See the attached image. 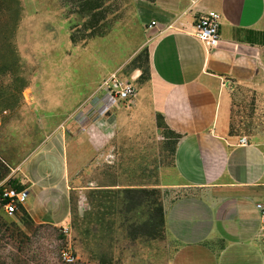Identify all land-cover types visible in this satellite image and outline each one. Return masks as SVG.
Returning <instances> with one entry per match:
<instances>
[{"label": "crops", "instance_id": "crops-1", "mask_svg": "<svg viewBox=\"0 0 264 264\" xmlns=\"http://www.w3.org/2000/svg\"><path fill=\"white\" fill-rule=\"evenodd\" d=\"M139 3V13H148L142 22L148 77L136 106L156 114L175 136L157 184L168 193L166 234L179 247L172 264H264L256 207L264 203V118L249 134L231 132L240 90L251 91L264 108V0ZM208 10L221 15L215 48L194 36L196 20ZM137 70L134 79L142 73ZM44 92L52 96L40 106L35 129L24 125L21 139L7 148L0 138V158L12 162L9 177L28 189L25 207L41 220L63 221L71 195L83 190L78 171L105 154L98 141L109 139V127L120 129L128 112L118 107L99 115L91 106L92 87L77 93L53 85ZM31 130L38 131L36 139Z\"/></svg>", "mask_w": 264, "mask_h": 264}, {"label": "rangeland", "instance_id": "rangeland-1", "mask_svg": "<svg viewBox=\"0 0 264 264\" xmlns=\"http://www.w3.org/2000/svg\"><path fill=\"white\" fill-rule=\"evenodd\" d=\"M139 2L0 0V138L4 144L7 139L6 148L21 139L24 125L35 129L40 106L52 96L45 86H69L77 93L92 87V108L101 80L114 71L137 88L135 98L119 106L128 112L120 129L109 127V139L98 141L105 154L78 171L83 190L71 195L63 221L41 220L28 206L13 215L0 207V264H65L59 259L63 248L75 254L72 264H172L179 247L166 234L168 193L157 184L175 136L156 114L136 106L148 77L142 24L148 13H139ZM137 69L144 71L142 80L133 77ZM232 110L231 132L237 135L249 134L264 118V108L246 89ZM3 159L0 187L13 179L12 162Z\"/></svg>", "mask_w": 264, "mask_h": 264}, {"label": "built area", "instance_id": "built-area-1", "mask_svg": "<svg viewBox=\"0 0 264 264\" xmlns=\"http://www.w3.org/2000/svg\"><path fill=\"white\" fill-rule=\"evenodd\" d=\"M221 15L215 10L204 12L195 22L194 36L207 48H215L219 45L221 37L219 26ZM156 22L152 20L148 27L152 28ZM98 91L100 98L94 105V111L101 116H106L112 110L117 109L123 102H130L137 95V88L133 79L127 78L123 73L114 71L104 77ZM240 144H247V138L241 137ZM29 197L27 188H15L11 185H2L0 187V202L7 215H13L21 207H25ZM259 211L260 224L264 230V203L256 204ZM59 259L65 264H72L76 261V256L68 248L59 251Z\"/></svg>", "mask_w": 264, "mask_h": 264}, {"label": "trees", "instance_id": "trees-1", "mask_svg": "<svg viewBox=\"0 0 264 264\" xmlns=\"http://www.w3.org/2000/svg\"><path fill=\"white\" fill-rule=\"evenodd\" d=\"M143 72L144 71H142V73H141V75H140V78H142V75H143ZM8 184H10L11 186H13V187H15V188H18V189H20V188H23L24 186L23 185H21V184H19V183H17L15 180H13V179H10V180H8ZM2 202H0V207L2 208ZM3 209V208H2ZM4 211V210H3ZM164 219H163V216H161L160 218H159V223H158V226L159 225H163V221ZM2 222V219L0 218V223Z\"/></svg>", "mask_w": 264, "mask_h": 264}]
</instances>
